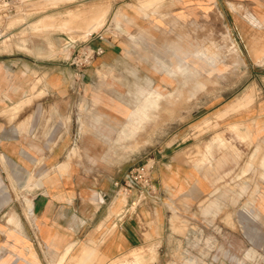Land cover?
Returning <instances> with one entry per match:
<instances>
[{
    "label": "rangeland",
    "instance_id": "1",
    "mask_svg": "<svg viewBox=\"0 0 264 264\" xmlns=\"http://www.w3.org/2000/svg\"><path fill=\"white\" fill-rule=\"evenodd\" d=\"M8 27L0 54L18 55L32 71L90 34L102 33L106 41V31L115 28L120 65L76 90L72 125L91 132L97 147L87 152L94 165L80 168L83 174H121L174 146L189 148L197 168L215 177L211 194L173 213L155 244L113 259L95 245L88 260L78 261L85 246H75L61 260L37 243L24 213L37 185L33 167L27 177L6 159L0 164V264H264V220L242 218L264 191V146L251 138L255 119L246 120L264 110V0H20ZM92 95L116 96L119 104L86 103ZM148 97L151 104L144 103ZM237 98L243 101L227 111ZM254 133L260 138V130Z\"/></svg>",
    "mask_w": 264,
    "mask_h": 264
},
{
    "label": "crops",
    "instance_id": "2",
    "mask_svg": "<svg viewBox=\"0 0 264 264\" xmlns=\"http://www.w3.org/2000/svg\"><path fill=\"white\" fill-rule=\"evenodd\" d=\"M112 30L115 28L106 31V41L91 42L102 47L103 54L80 72L64 62L68 50L54 63L35 65L34 71L28 69L29 61L18 55L0 54V164L6 159L17 162L27 177V168L33 167L37 185L25 199L24 213L35 227L37 243L55 256L62 254L61 260L75 246L98 245L103 257L113 259L155 244L164 238L172 214L209 196L214 183L215 176L207 177L197 168L195 156L186 154L189 148L174 146L159 149L148 160L155 194L135 210H127L125 199L113 186L126 170L107 176L83 174L80 168L94 165L87 152L97 147L91 132H78L72 125V114L80 99L76 90L84 83L94 85L101 71L120 65L123 47L113 38ZM256 49L253 45L252 50ZM35 75L42 79L41 85H36ZM113 98L116 96L92 95L84 101L119 104L118 98ZM9 110L12 113L4 116ZM248 119H255L252 125L261 131L259 138L253 130L251 138L261 139L264 146V110L252 112ZM79 133L83 137L77 141ZM137 198L133 194L129 200ZM256 199L253 208L242 212L245 221L264 220V191ZM27 205H31L29 210ZM81 256L82 250L76 260Z\"/></svg>",
    "mask_w": 264,
    "mask_h": 264
},
{
    "label": "built area",
    "instance_id": "3",
    "mask_svg": "<svg viewBox=\"0 0 264 264\" xmlns=\"http://www.w3.org/2000/svg\"><path fill=\"white\" fill-rule=\"evenodd\" d=\"M19 1L0 0V44L8 38L6 36L11 31L8 23L11 18L16 16ZM89 37L91 38L82 45L68 47V56L64 62L74 67L78 72L90 66L95 58L103 54L102 47H94L91 44L93 40L103 41V34L97 33L94 36L90 34ZM151 170L152 165L147 160L131 167L120 179L113 182L114 188L125 199L127 210L130 208L135 210L145 198L155 194ZM133 194H137L138 198L129 200Z\"/></svg>",
    "mask_w": 264,
    "mask_h": 264
},
{
    "label": "bare ground",
    "instance_id": "4",
    "mask_svg": "<svg viewBox=\"0 0 264 264\" xmlns=\"http://www.w3.org/2000/svg\"><path fill=\"white\" fill-rule=\"evenodd\" d=\"M92 28V27H91ZM91 28H89L90 30H88L87 32L89 33V32H91L93 29H91ZM256 47V46H255ZM148 96H150V95H148ZM156 97H160V94H158V95H156ZM247 97V96H246ZM151 100H152V98H150V97H148V98H146V100L144 101V103L145 104H151ZM243 101V98H238L237 100H236V102H234L232 105H230L228 108H227V111H228V109H231V107H234L235 105H237V104H239V103H241ZM247 102V101H246ZM239 108V107H238ZM136 116V114L134 113V112H132V114H131V118H132V121H131V126H132V130H131V133L133 134V133H135L136 132V128H138L136 125V121H135V119H134V117ZM129 125V124H128ZM126 126V125H125ZM128 128V127H127ZM123 132V131H122ZM130 133V132H129ZM12 220V219H11ZM93 248H88V247H85L84 248V250H83V252H82V259H87L88 257H90L91 256V254L93 253ZM81 259V260H82ZM88 260V259H87ZM82 263H83V261H82Z\"/></svg>",
    "mask_w": 264,
    "mask_h": 264
}]
</instances>
